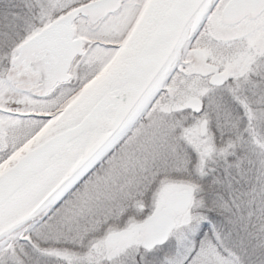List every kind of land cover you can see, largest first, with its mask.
<instances>
[{
	"label": "snow or ice",
	"instance_id": "1",
	"mask_svg": "<svg viewBox=\"0 0 264 264\" xmlns=\"http://www.w3.org/2000/svg\"><path fill=\"white\" fill-rule=\"evenodd\" d=\"M0 264H264V0H0Z\"/></svg>",
	"mask_w": 264,
	"mask_h": 264
}]
</instances>
